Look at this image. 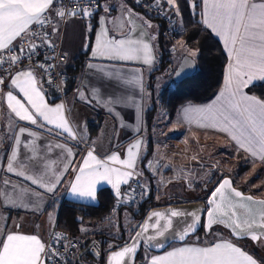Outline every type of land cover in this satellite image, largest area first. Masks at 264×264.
I'll return each instance as SVG.
<instances>
[{
    "label": "snow or ice",
    "instance_id": "snow-or-ice-1",
    "mask_svg": "<svg viewBox=\"0 0 264 264\" xmlns=\"http://www.w3.org/2000/svg\"><path fill=\"white\" fill-rule=\"evenodd\" d=\"M60 0H0V67L18 64L27 52L28 58L35 54L40 44L32 41H40L48 47L55 45L50 39V33L43 31L38 33L34 25L40 29L51 23L49 11L54 10L55 16L63 21L68 17L89 18L93 15L92 9L99 7L98 2L86 0L78 9L65 10L62 6L55 5ZM73 3L76 0H72ZM195 10L199 5L196 0H188ZM203 4L201 23L206 30L223 42L224 50L228 55V65L224 75V87L215 98L208 104L202 106L188 105L182 109L184 119L188 123L197 122L200 127L212 128L226 133L235 142L237 150L249 153L253 158L264 161V98L249 95L245 89L254 86L257 81L264 82V0H200ZM168 6V11L176 17L181 16L178 0H163ZM161 0H155L156 7H160ZM108 9H105L107 11ZM104 17H101L103 25ZM151 27V24H146ZM89 30L91 28L89 26ZM53 27L51 32H58ZM155 37H152L154 39ZM28 43L25 49L23 44L19 47L14 42ZM179 46L187 53L181 65V71L194 68V58L199 55V49H190L184 42ZM176 51V47H173ZM92 56H105L108 59L119 61L142 60L144 64L151 65L154 57L151 53V45L143 41L125 38H109L107 29H101L96 37V47L92 50ZM45 73H48L53 65H39ZM89 67H94L89 65ZM10 85L5 84V78L0 76V90L9 87L6 93L0 91L6 101L8 108L20 121H26L31 125L46 127L54 125L61 129L67 137L76 140L77 135L69 122L63 116V104L55 107L45 102L43 89L38 86L37 78L31 69L20 70L16 73H8ZM128 83H139V74ZM51 83V78H49ZM22 94L18 99L17 94ZM84 97V93L80 92ZM91 103V101H89ZM108 103H113L109 98ZM51 131V129H49ZM35 136L26 128L20 127L18 134L14 136L15 145H21V135ZM140 141L129 146L127 159H120L119 155L113 153L106 160H99L92 150L80 166L70 185V194L77 199L95 201L97 187L101 182L111 184L115 189V195L120 196V185L128 184L133 172L123 169H133L137 158ZM27 148L28 144L25 143ZM63 148V145H56ZM51 151V148H49ZM72 156L70 149L67 150ZM7 171L44 188L48 193H54L62 182V174L52 173L48 175V165H44V171L37 170V174H31L30 168L35 163L41 162L38 154L33 150L32 156L19 159L17 148H13L11 156L7 158ZM111 165H120L113 167ZM68 170L66 165L64 171ZM5 185L10 181L5 180ZM15 191V186H12ZM23 191V189L21 190ZM6 201L15 204V199L7 191L0 193ZM16 199L22 197L17 194ZM208 208L207 225L224 224L230 227L234 235L238 237L247 236L252 241L264 240V199L256 200L251 195H245L242 191L233 187V181L223 178L217 187L211 192L207 200ZM21 206L27 207L26 204ZM192 216V224H186L176 229L173 224L174 217ZM154 222H151L153 221ZM200 217L196 213H184L181 211H170L168 213H152L145 223L140 226L141 231L132 237V243L126 244L122 249L115 251L109 257V264H129V260L136 251L140 238L149 232L154 233L147 236L149 241L155 240L158 247H164L163 239L167 235L175 233L180 241L186 240L195 225L199 223ZM83 231V229H82ZM67 237L54 233L49 243H44L36 235H27L19 232H9L0 238V264H50L53 259L63 255L56 245L67 251L68 245L62 241ZM72 248L76 245L72 244ZM150 264H258L252 255L242 250L236 244L221 240L209 246L186 245L174 248L164 256L152 257Z\"/></svg>",
    "mask_w": 264,
    "mask_h": 264
},
{
    "label": "crops",
    "instance_id": "crops-1",
    "mask_svg": "<svg viewBox=\"0 0 264 264\" xmlns=\"http://www.w3.org/2000/svg\"><path fill=\"white\" fill-rule=\"evenodd\" d=\"M105 9L108 10L105 11ZM51 16L53 18V27L59 29L58 32L53 34L54 38L56 41H61L63 50L69 56L70 61L68 66L63 67L65 72L73 65L74 60L86 50L93 33L94 38L90 56L84 70L80 74L78 83L68 89L66 101L62 103L58 100L55 93L48 88L44 76L40 71L32 68L20 70L31 69L34 72L38 86L43 89V93L45 94V102L49 106L64 105L63 116L75 131L77 139L72 140L68 138L66 133H63L61 129L55 128L54 125L40 127L39 124L31 125L26 121H20L8 108L6 99L0 95V193L7 191L16 201L15 204H12L0 196V212L2 215L0 225L4 229L0 232V238H3L9 232H19L27 235H36L45 243L56 224L55 216L46 211L48 205L53 200H59L60 202L69 200L86 205H97V194L102 188H110L116 200H119L124 188L130 184L132 179L136 177L143 178L145 184L147 183V179L140 172L138 164L140 157L145 151V142L147 140L144 131V112L147 105L145 98L146 79L148 72L155 66L158 58L156 41L159 23L156 22V28L153 26L147 27L146 24H149L147 22L148 18L125 0H100L99 11L91 20L71 17L62 25L61 21L54 14L51 13ZM101 17H104L103 25L101 24ZM89 26L91 31L89 30ZM102 27L107 29L109 38L120 39L129 37L130 34L131 39L150 44L151 53L154 57L152 64H144L142 60L119 61L108 59L105 56L93 57L91 53L96 47V37ZM209 31L211 32V30ZM213 35L216 37L215 34ZM152 37L155 38L152 39ZM216 38L223 47V42L218 37ZM14 43L17 44L18 41ZM225 53L228 59L227 52L225 51ZM90 64L94 67H89ZM137 74H139V83L127 82L132 80ZM259 83L264 82L257 81L255 84ZM5 84L10 85L9 78L5 80ZM170 85L171 83H168L167 86ZM223 87L224 77L220 90ZM250 87L246 88L245 92L253 95L249 92ZM8 90H10L9 87H4L0 91L6 93ZM80 92L84 93V97L80 96ZM14 94H17V92L14 91ZM17 98L21 99L22 94H17ZM109 98L112 99L113 103H108ZM52 100H56V102L52 103ZM212 100L201 104H186L182 106L173 122L168 123L166 121L167 127L176 124L175 127H171L170 131H168L170 137H168L166 143L161 142L159 125L156 123L155 135L157 142L155 153L148 164V171L156 177L155 184L157 186H162L163 184L162 189L164 190L168 186L167 188L174 194L173 196L171 195V198H175V193L178 191L175 187L179 188L184 183L182 179H177V177L166 181L168 177H166V174H162L161 169L169 171L172 168V172L180 168L184 169L186 168L184 164L188 165L187 163H189L191 158H194L195 162L206 163V161H210V156L204 154V151L197 154L193 152L192 148H189V142L181 137L186 132L189 133L194 141L211 139L221 142L220 147H217L215 153L223 155L229 163H231L230 161L236 163V160H241L242 163H245V166H240V171L243 174L248 164L259 165L260 163H264V161L259 158H253L243 150H237L235 142L226 133L210 127L203 128L195 121L188 123L184 119L182 111L184 107L188 105L202 106L210 103ZM159 115L160 112L157 122ZM20 127L26 128L28 132L35 133V136H29L26 132L20 137L21 145L16 146L14 136L18 134ZM79 140L86 142L99 160H106L113 153L118 154L122 160L127 159V149L129 146L136 143V141L141 142L139 149L134 150L137 151L134 168L123 169L131 171L134 174L129 178L128 184L120 185L121 194L119 197L115 195V189L112 185L106 182H101V185H98L95 201L77 199L70 194L71 182L76 175L77 169L83 165L88 152L80 145ZM25 143L28 144L27 148L24 147ZM56 145H63L64 147L60 148L56 147ZM13 148H17L19 159L21 160L27 156H32L33 150L38 154V159L42 158L41 162L31 166V174H37V170L44 171L45 164L48 165V175H52V173L62 174V182L54 193H48L44 188L33 185L23 177L7 171V158L11 156ZM49 148H51V151H49ZM68 149L71 150L72 156H69ZM66 165L68 166V170L64 171ZM111 166L121 167L120 165ZM5 180L10 181V184L5 185ZM13 185L15 186V191L12 189ZM22 189L23 191H21ZM17 194L22 197V200L16 199ZM178 196L180 197L179 194ZM22 204H26L27 207L21 206ZM207 237L204 243L201 239L193 242H189L188 240L184 244H174L159 254L149 252L142 264H150L152 257L164 256L174 248L186 245L209 246L221 240L236 244L242 250L252 255L258 264H262L261 259L252 253L250 246L245 242H235L224 231L212 232Z\"/></svg>",
    "mask_w": 264,
    "mask_h": 264
},
{
    "label": "trees",
    "instance_id": "trees-1",
    "mask_svg": "<svg viewBox=\"0 0 264 264\" xmlns=\"http://www.w3.org/2000/svg\"><path fill=\"white\" fill-rule=\"evenodd\" d=\"M196 3L199 6L194 10L188 0H178L181 16L175 17L176 25L179 29V41L183 40L190 49H199V55L194 58L197 62V72L191 78L180 83L172 82L170 86L165 87L159 94L157 93V82L160 77L170 75V72L173 70L171 59L172 48L173 44L176 43H173L166 35V28L163 22L156 20L135 7L148 19L159 23V32L156 41L158 58L155 66L148 72L146 79L145 98L147 105L144 112V131L147 140L145 142V151L140 157L138 164L140 172L147 179V194L145 199L136 206H122L110 222H107L106 219L110 216L112 207L118 201L110 188H102L98 191L97 205H86L69 200H64L63 202L53 200L48 205L46 211L55 216L57 229L70 233L79 244L72 264H94L95 259L89 252L94 240L101 241L103 250L102 263H106L105 257L107 252L128 242L134 233L133 227L142 221L151 208L188 202L192 199V195H188L189 190L187 184H181L179 186L175 198H171V192L162 193L160 186L155 184L156 177L148 171V164L155 153L157 142L155 128L156 123H158L157 117L159 112L165 113L167 122L171 123L175 120L182 106L186 104H201L212 100L219 92L223 82L224 72L228 62L226 53L219 40L209 30H206L205 26L201 23L202 16L200 13L202 12L203 4L200 0H196ZM93 38L92 33L86 50L74 60L73 65L66 72L63 70L68 76L67 92L69 88H72L78 83L80 74L84 70L90 56ZM249 92L259 98H264V83L251 86ZM51 102L54 103L56 100H52ZM227 175L232 176L231 174ZM224 176L223 174L211 175L208 181L196 190L198 194L194 200H203L201 197L208 195ZM233 180L234 184L238 186L234 177ZM206 187L208 188L207 191L205 190ZM162 194L166 199L160 202L159 200ZM124 212H128L131 217V227L129 228L125 227L122 222ZM106 222L110 223V229L94 232L87 236L84 235V229L87 226H99V224ZM115 223L116 227L114 229ZM109 230L111 233H109ZM217 230L224 231L221 228H216L212 232ZM226 233L229 234L228 232ZM210 235H207L204 230H201L197 234L201 238L202 236ZM230 237L235 242H243L234 239L231 235ZM244 242L248 246L251 244L247 241ZM114 244L117 246L112 247ZM145 251L147 250L143 247L136 264L143 263V254ZM251 251L264 264V250H260L252 245Z\"/></svg>",
    "mask_w": 264,
    "mask_h": 264
},
{
    "label": "built area",
    "instance_id": "built-area-1",
    "mask_svg": "<svg viewBox=\"0 0 264 264\" xmlns=\"http://www.w3.org/2000/svg\"><path fill=\"white\" fill-rule=\"evenodd\" d=\"M125 1L130 3L132 6L138 8L139 10L143 11L144 13L152 16L156 20L163 22L166 28L165 29L166 35L172 40L173 43H178L180 35H179V29L176 25V17L173 13L168 11V6L163 3V0H161L160 7H156L155 0H125ZM97 2L99 4V7H95L92 9L93 15L89 18L82 20H91L95 17V15L97 14L100 8V0H92L93 4H96ZM85 3L86 0H76L75 3H73L72 0H60V2L55 5V7L59 8L62 6L65 10L78 9L79 6H83ZM51 13L55 15V11L51 10L49 12L51 23L47 24L43 30L40 29L38 25H34V27L36 28L38 33H41V35L43 31L49 32L50 39L54 43L55 47L54 48L48 47L47 45L40 43V41L38 40L32 41L40 44L38 49L35 51V54L31 55V58L29 59L28 54L26 52L24 58L20 63L12 65L11 68H9L8 65H4L0 67V76H3L6 80L9 78L8 75L9 72L14 73L15 71L23 68L24 69L32 68L38 70L43 74L48 88L55 93V95L57 96L58 100H60V102L65 103L67 97L68 76L63 71V67L68 66L70 60L68 54L62 48L61 41H56L53 33L51 32L54 25ZM70 18L71 17H68L63 21L60 20L62 25H64ZM21 44H23L25 49L28 48V43L25 42L18 41L16 45L17 47H19ZM41 64L45 65L46 67L47 65L51 64L53 65V67L49 70L48 73H45L44 70L39 67V65ZM49 78H51V83H49ZM79 143L84 148L85 151L90 150V146L86 142L79 140ZM200 163L201 165L210 164V162H206V163L200 162ZM161 170H162V174H166V177H168L166 178V181H170L172 180L171 178L177 177L175 171L172 172L173 171L172 168L169 169V171L171 170L170 173L166 171V169H161ZM207 170L210 171L209 165L207 167ZM177 179H182V178L180 176V178ZM146 194H147V186L145 184L144 179L139 177L132 179L130 184L124 188L119 200L112 207L111 214L110 216H108L106 221L110 222L117 215L118 211L122 206L125 205L136 206L137 204L142 202L145 199ZM54 233H59L67 237L66 240L62 241V243L67 244L68 249L66 251L65 248L61 247L60 244H57L56 248L61 253H63V255L58 259H53L50 262V264H72L76 250L78 249V245H79L78 242L76 241V239H74V237L70 233L57 229L55 224L45 242L46 244L52 240ZM72 244H75L76 247L72 248L71 247ZM89 252L93 255L95 259L94 264H106L104 262L102 263L103 250H102V243L100 240H94Z\"/></svg>",
    "mask_w": 264,
    "mask_h": 264
},
{
    "label": "rangeland",
    "instance_id": "rangeland-1",
    "mask_svg": "<svg viewBox=\"0 0 264 264\" xmlns=\"http://www.w3.org/2000/svg\"><path fill=\"white\" fill-rule=\"evenodd\" d=\"M147 22L149 24H151V26L156 28L157 23L155 21H153L151 19H147ZM179 42H184V41L180 40ZM179 42L176 44H173V47L174 46L176 47V51H173V48H172V58L171 59H172L174 71L178 68L181 60L185 56H187V53L184 52L183 49L180 48ZM172 82H173L172 76H170V75H164L163 77H160L158 79V82H157V93L158 94L161 93L165 89V87H167L168 83H172ZM166 121H167V119H166L165 113L161 112L159 115V118H158V125H159V132H160V138H161L160 140L162 143H166L168 141V137H170L168 131H170L171 127L176 126V124H174L171 127L170 126L167 127ZM181 137L185 141L189 142V148H192L194 153L198 154L199 152L204 151V154H207L210 156L209 157L210 161H208V162H210V164L201 165L200 162H195L196 160H194V158H191L189 163H187L188 165L184 164L186 166V168H184V169L180 168V169H177V171H175L177 178H180V176H181V178L183 179L182 182L184 184L188 185V190H189L188 195L189 194L192 195L191 196L192 199L190 201H196V200H194L198 194L196 190L198 188H200L204 183H206L208 181V179L211 177V175L213 176V175H217V174H219V175L223 174L225 176H227V174H231L236 180V184L238 185L237 187L243 188L247 193L253 194L255 197H258V198L263 197L264 198V163H260L259 165L258 164H248V166L245 167L246 170L243 174L240 171V169H241L240 166L244 165L245 163H242V161L239 159L236 160V163L232 162V161H230L231 163H229L223 155H221V154L217 155L215 153L217 147H220L221 142L216 141V140H211V139H209V140H207V139L200 140L199 139V140L194 141L192 139V137L189 135V133H187V132L182 134ZM187 162H188V160H187ZM190 162H192V163H190ZM208 165H209L210 171L207 170ZM168 172L170 173L171 170ZM167 187L164 190V189H162L163 184H162V186L160 185L161 192L162 193H164V191L169 192L170 190ZM175 189L179 190L178 188H175ZM175 189H174V191H175ZM207 190H208V188H207ZM208 195L201 197V199L205 200L208 197ZM188 198H190V197H188ZM165 199H166V197L163 196V194H162V197L159 201L161 202V201H164ZM190 201H188V202H190ZM1 216L2 215L0 212V222L2 221ZM123 216L124 217H123L122 222L125 225V227H127V228L131 227L130 214L128 212H124ZM110 227H111L110 223H107V222L103 223V224H99V226H87L84 229V235L87 236V235L94 233V232H101L103 230L105 231L107 229H110ZM115 227H116V223H115L114 229H115ZM3 230H4L3 227L0 225V232ZM217 231H214V232H217ZM109 233H111L110 230H109ZM206 238H208V237L202 236V238H201V237L196 235L194 237H191L189 239V242H193V241H197V240L201 239L204 243ZM115 246H117V245L114 244L112 247H115ZM250 246L252 247V244H250ZM149 252H150L149 250L144 252L143 262L146 260ZM150 253H152V252H150Z\"/></svg>",
    "mask_w": 264,
    "mask_h": 264
},
{
    "label": "water",
    "instance_id": "water-1",
    "mask_svg": "<svg viewBox=\"0 0 264 264\" xmlns=\"http://www.w3.org/2000/svg\"><path fill=\"white\" fill-rule=\"evenodd\" d=\"M185 57L181 60L178 68L175 71L172 70L170 72V75H172V81L175 83H180V82H182L188 78H191L197 72V62L194 59V65H195L194 68L187 69V70L183 71L179 76L177 75V72L181 71V65L184 62ZM223 178L231 179L233 181V187L237 188V190H239V191H242L243 193H245V195H251L256 200L264 199L263 197H260V198L255 197L253 194L247 193L243 188L237 187L234 184V180H233L232 176L227 175V176H224ZM222 179L216 184L215 187L218 186V184L222 181ZM215 187L211 190V192L215 189ZM205 190H207V187L205 188ZM211 192L209 193L208 197L205 200H196V201H190V202L173 203V204L161 205V206H156L154 208H151L146 213V215L144 216L142 221L137 226L133 227L134 233L131 236V238L134 237L137 232L142 230L140 226H142L145 223V221L148 220V218L151 216V214L155 213V212L168 213L170 211L175 210V211H181L184 213H196V215L200 217V220H199V223L195 225V232H192L190 234V236L184 241H180L176 237L174 232L171 234H168L167 239L161 238V239H163L164 247H158L157 242L155 240L149 241L146 239L147 236H152L154 234L152 232V230L149 229V232L144 234V237L140 238V241H139V244L137 245L136 251L133 254V256L131 257V259L129 260V264H136L138 256H139L143 247L152 253L159 254V253L166 251L168 248H170L174 244L186 243L189 240V238L196 236L201 230H204V232L207 235H210L212 230L216 229V228L223 229L224 231L228 232L236 240L243 241V242L244 241L250 242L254 247L259 248L260 250H264V240L252 241L247 236L238 237V236L233 234L232 229L230 227H226L224 224H213L211 226V228L208 227L206 211H201V210H206L208 208L207 200L210 197ZM154 219L155 218H153V221H151V222H154ZM172 219H173L174 227L176 229H179L181 226L186 225V224H192L193 220H194V218L192 216H188V215L183 216V217H174ZM131 238L125 244H123L119 247H116L114 249H111L107 252L106 264H109V257L111 256V254L113 252L122 249L126 244L132 243Z\"/></svg>",
    "mask_w": 264,
    "mask_h": 264
}]
</instances>
